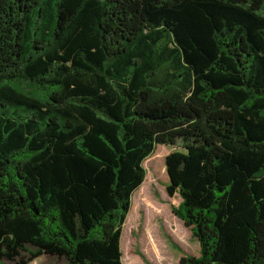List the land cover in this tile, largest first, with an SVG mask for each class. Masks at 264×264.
<instances>
[{
    "label": "trees",
    "instance_id": "obj_1",
    "mask_svg": "<svg viewBox=\"0 0 264 264\" xmlns=\"http://www.w3.org/2000/svg\"><path fill=\"white\" fill-rule=\"evenodd\" d=\"M157 145L176 264H264V0H0V264H123Z\"/></svg>",
    "mask_w": 264,
    "mask_h": 264
},
{
    "label": "rangeland",
    "instance_id": "obj_2",
    "mask_svg": "<svg viewBox=\"0 0 264 264\" xmlns=\"http://www.w3.org/2000/svg\"><path fill=\"white\" fill-rule=\"evenodd\" d=\"M171 149L157 145L143 161L146 169L142 181L143 191L146 192L144 198L152 202V206L147 207L141 201L143 197L137 190L139 186L131 197L130 209L125 217L128 222L124 220L121 228L123 235L119 245L123 264H126L124 259L127 258L134 264H176L182 254H197V241L191 237L187 227L174 222L177 217L171 213V206L178 204L179 196L174 194L169 197L165 190L168 181L162 159ZM139 253L143 254V259ZM27 255V252L23 253V256ZM27 264L65 263L62 258L41 254Z\"/></svg>",
    "mask_w": 264,
    "mask_h": 264
},
{
    "label": "crops",
    "instance_id": "obj_3",
    "mask_svg": "<svg viewBox=\"0 0 264 264\" xmlns=\"http://www.w3.org/2000/svg\"><path fill=\"white\" fill-rule=\"evenodd\" d=\"M174 222L179 225H183L181 220H178L177 218H174ZM184 227V226H183Z\"/></svg>",
    "mask_w": 264,
    "mask_h": 264
}]
</instances>
